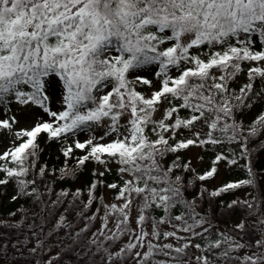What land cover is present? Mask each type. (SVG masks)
<instances>
[{
    "label": "snow or ice",
    "instance_id": "6c2138e0",
    "mask_svg": "<svg viewBox=\"0 0 264 264\" xmlns=\"http://www.w3.org/2000/svg\"><path fill=\"white\" fill-rule=\"evenodd\" d=\"M3 133L0 264H264V0H0Z\"/></svg>",
    "mask_w": 264,
    "mask_h": 264
},
{
    "label": "trees",
    "instance_id": "16d2710c",
    "mask_svg": "<svg viewBox=\"0 0 264 264\" xmlns=\"http://www.w3.org/2000/svg\"><path fill=\"white\" fill-rule=\"evenodd\" d=\"M246 81V77L245 75H241L237 81L232 85L234 88H239V86L244 83ZM262 110V107L260 105H257L256 107H254L253 109L249 110L247 115H245L243 117L244 121L247 123L249 121H251L252 119L255 118L256 115H258L260 113V111ZM154 139V138H153ZM41 147L43 148V152L40 155V162L42 164L46 163L49 165V167L55 166V167H61L63 165V161H64V157L62 155H60V153L57 151V145L54 143H45V141L42 139L41 140ZM253 148L256 147L255 144L252 145ZM80 153L77 152V155H79ZM204 155V159H205V163L203 166L197 168L196 166H194L198 171H202L204 169H206L210 163V160L212 158V153H203ZM70 164H74L73 161H69ZM93 167V165L89 164L88 165V169L85 170V172L83 174H81V177L78 181H76L75 183H72L71 181L68 182H64L63 184H57V188L59 189L60 187H72L75 188L77 186H81L82 184L86 183L89 178H90V169ZM113 171L111 173H107L106 174V181L107 182H113L118 180V177L116 175L115 172V165H112ZM255 168L258 172H264V151L261 152H257L256 153V159H255ZM245 178V171L241 168H226L224 167V171H223V175H222V179L219 182L224 183L227 181H231V180H238V179H243ZM210 182H207V186L209 187V189L212 188L211 185H209ZM219 184V185H220ZM218 185V186H219ZM217 187V186H216ZM107 188H103L100 190L101 194L105 197V192L107 191ZM9 191H11V189H9ZM109 191V199L110 200L112 198V196L114 195V193L110 190ZM236 195L239 196H243V192L239 191L236 193ZM233 197L231 195H226L224 197L225 200H230ZM106 200V201H108ZM3 207L0 208V212H7L8 210H10L11 208H14L15 205H10L8 204L7 200L3 201ZM228 221L227 220H220V224L221 226H224L225 224H227Z\"/></svg>",
    "mask_w": 264,
    "mask_h": 264
},
{
    "label": "rangeland",
    "instance_id": "374dc122",
    "mask_svg": "<svg viewBox=\"0 0 264 264\" xmlns=\"http://www.w3.org/2000/svg\"><path fill=\"white\" fill-rule=\"evenodd\" d=\"M159 117H160V113L158 112L156 113L155 118L159 119ZM81 139H83V137H81ZM8 143H9V140H8L7 134L6 133L0 134V152L4 150V148L8 145ZM198 153H200V149H193L189 152L184 153L185 157L192 158L193 166H196L197 168L203 166L205 162V160L202 163H198L196 161L195 157ZM223 171L224 169L221 167L220 174L214 180L210 181L209 185H211L212 188L218 186L219 182L222 179ZM108 199H109V191L107 190L105 192V200H108Z\"/></svg>",
    "mask_w": 264,
    "mask_h": 264
}]
</instances>
